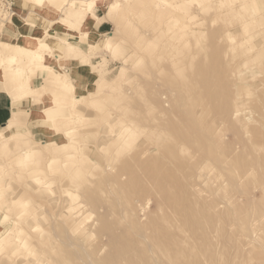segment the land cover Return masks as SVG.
I'll return each mask as SVG.
<instances>
[{
    "label": "rangeland",
    "instance_id": "374dc122",
    "mask_svg": "<svg viewBox=\"0 0 264 264\" xmlns=\"http://www.w3.org/2000/svg\"><path fill=\"white\" fill-rule=\"evenodd\" d=\"M96 2L95 20L112 24L83 39L99 68L70 49L51 56L50 36L45 59L10 62L32 54L17 46L38 51L44 37L0 39V82L13 100H30L0 129V235L20 227L27 237L23 253L0 249V264H264V0ZM14 11L0 0L1 26L25 19ZM54 21L50 32L65 30ZM123 126L131 134L115 141ZM65 127L73 166L60 156ZM152 229L168 237L153 239Z\"/></svg>",
    "mask_w": 264,
    "mask_h": 264
},
{
    "label": "bare ground",
    "instance_id": "6f19581e",
    "mask_svg": "<svg viewBox=\"0 0 264 264\" xmlns=\"http://www.w3.org/2000/svg\"><path fill=\"white\" fill-rule=\"evenodd\" d=\"M25 1V0H24ZM29 2H31L32 4H36L37 6H39V7H44V6H47V5H51V6H53L54 8H56V11H58V12H60V10H61V8H62V6H64V5H68V6H70V7H72V8H76V9H80V10H84V11H87V12H89V16L90 17H93V14L91 13L92 12V9H93V7L94 6H96V0H29ZM20 22H21V24H27L28 26H31L29 23H28V21L26 20V19H23V18H20ZM63 23L62 25L63 26H65V29H70V31L71 32H73V33H75V34H77L78 35V37L79 38H81V40H83V38H85V37H87L88 35H89V28H88V24L90 23V21L89 22H87L85 25H84V31L82 32V33H79L78 32V30H76V29H74V27H73V23L71 22V21H69V20H67V19H63V18H55V21L53 22V24L54 23ZM47 32L45 35H43V33L44 32ZM42 34V35H41ZM40 35L42 36V37H44V38H42L40 41H39V46H37V49H38V51L37 50H29V49H26V48H23V47H21V46H17V50H18V52H20V53H23V51H25V52H27V51H32V54H30V55H28L27 57H22V56H19L18 57V55L17 54H15V53H13L12 55H10V56H8L7 57V59L10 61V62H13V61H30V60H34V59H45V52L42 50V46L45 44V42H46V40H45V38H47V37H51V38H53V46L50 48V50H51V52H49V54L51 55V56H56V57H60L59 55H57L56 53H54L55 52V48H57V46L58 45H61V46H63V47H65V46H74V45H77V46H79V47H83L84 49H85V51L88 53V48L87 47H84V45L82 44V42L80 41V40H67L66 38H64V37H58V36H56V35H54L52 32H50L49 30H48V28L47 29H45L44 31H42V33H41ZM32 35H34V34H32ZM34 36H38V35H34ZM89 39V38H88ZM92 39V38H91ZM89 41V40H88ZM103 45H102V47H105L106 49L107 48H109L110 47V42L107 40V39H105L104 40V42L102 43ZM112 46V45H111ZM24 54V53H23ZM16 74H18V72H16ZM124 67L122 66L121 68H120V70H119V72H118V74L116 75V77H115V79L114 80H120L121 78H123L124 77ZM2 82H0V90L1 89H4L5 87L1 84ZM80 98H77L76 100H79ZM14 101H16V98L14 99ZM70 102L72 103V104H74L75 103V101H72V100H70ZM164 102V101H163ZM168 102V104H169V101H167ZM166 102V103H167ZM167 105V104H166ZM14 113H15V110H13V113H12V118H10V121H12V119H13V116H14ZM132 127V126H131ZM62 131V132H61ZM60 131V133H62L64 136V138H66V141L64 142V143H61V146H60V150L62 151V153H60V156L62 155H65V157H66V159H65V162H64V164H66V165H71V166H73L72 165V163H69L68 161L70 160L69 159V157H70V153L71 152H69V151H67V152H65V149L68 147L67 145L69 144V142H72L73 140L71 139V138H74V135L72 134V131H71V128H68V127H65L63 130H61ZM130 129L128 128V127H121L119 130H117L116 132H115V134H113L112 136L116 139L115 141H119V140H121L122 142L123 141H126V139H128V137H129V135L131 134L130 133ZM264 136V135H263ZM261 137V136H260ZM67 138H70V139H67ZM24 154H25V160H27L28 159V157L30 156V151L28 152V151H25L24 152ZM52 155H55V156H57L56 155V153L54 152V151H50V155L49 156H52ZM58 158V157H57ZM57 158H51L50 160H49V162H47V165H51V164H53L54 162H57ZM195 169V168H194ZM197 169V168H196ZM202 168L200 167V170H201ZM190 171V170H189ZM198 171V170H197ZM203 171V170H202ZM202 171H199V172H202ZM217 171V170H216ZM219 171V170H218ZM198 172V173H199ZM206 174V173H205ZM199 175H201V176H203L202 175V173L201 174H199ZM200 176V177H201ZM198 180V179H197ZM35 183H33V184H35V185H37L40 181L39 180H37L36 178H35ZM89 186V185H88ZM120 186V185H119ZM35 189H37L36 187H34ZM123 188V187H122ZM113 189V188H112ZM120 189V188H119ZM114 190V189H113ZM66 191V193H67V195L69 196V197H71V198H74V196H76V194L73 192V190L72 189H70L69 187L65 190ZM114 191H116V190H114ZM121 191V189L119 190V192ZM127 191V190H126ZM40 192L41 193H51L52 191H50V189H48V188H46V187H44V188H42V189H40ZM118 192V191H117ZM109 193V192H108ZM121 194V193H120ZM119 194V195H120ZM128 193H126V195H127ZM156 194H157V192H156ZM48 195V194H47ZM110 195V194H109ZM158 195V194H157ZM116 196H118V194L116 193ZM123 196V195H122ZM125 196V195H124ZM158 196H160V195H158ZM127 197V196H126ZM76 198V197H75ZM105 198V197H104ZM112 198V197H111ZM124 198V197H123ZM118 199H119V197H118ZM118 201V200H117ZM129 201V200H128ZM51 202V201H50ZM119 202H120V200H119ZM28 203V200L26 201V204ZM106 203V202H105ZM115 203V202H114ZM126 206L128 205V204H125ZM128 208H129V205L127 206ZM72 208H74V209H77V206H75V207H72ZM170 208V207H169ZM183 208V207H182ZM181 207H180V209H182ZM192 208V207H191ZM190 208V209H191ZM130 210H131V208H129ZM168 209V208H167ZM179 209V210H180ZM188 210H190L189 209V207L187 208ZM169 210V209H168ZM183 210V209H182ZM181 210V211H182ZM193 210V209H192ZM191 210V211H192ZM132 212H133V209L131 210ZM160 212H161V210H159ZM172 211V210H171ZM200 211H201V209H200ZM169 212H170V210H169ZM180 212V211H179ZM183 212H184V210H183ZM203 212V211H202ZM171 214L170 215H172L173 213L172 212H170ZM182 213V212H181ZM185 213H187V212H185ZM189 214L188 215H190V211L188 212ZM200 213V212H199ZM205 213V212H204ZM209 213V212H208ZM162 215V214H161ZM186 215V214H185ZM193 215V214H192ZM197 215V214H196ZM18 216H21V214H19ZM168 217H169V215H168ZM172 217H174V215H172ZM181 217H183V214H181ZM202 217H203V214H202ZM192 218V217H191ZM190 218V219H191ZM194 218V217H193ZM199 218H200V215H199ZM207 218V217H206ZM211 218V217H210ZM134 219V218H133ZM162 219V218H161ZM173 219V218H172ZM185 219V218H184ZM187 219H188V217H187ZM200 219H202V218H200ZM208 219V218H207ZM212 219H215V218H212ZM212 219H211V221H212ZM169 220H170V218H169ZM186 220V219H185ZM196 220H197V217H196ZM199 220V219H198ZM175 221V220H174ZM177 222L175 223V224H177L178 223V220H176ZM203 221V220H202ZM80 222V221H79ZM147 222V221H146ZM161 222V221H160ZM164 222V220H162V223ZM206 222H207V220H206ZM18 222H14V224H15V226H16V224H17ZM161 223V224H162ZM165 223V222H164ZM179 223H181V222H179ZM178 223V224H179ZM185 223V222H184ZM195 223L196 224H200L201 226H202V224H201V222H197V221H195ZM28 224V223H27ZM32 224V223H31ZM148 224H151V222L150 223H148ZM156 224V223H155ZM167 224H168V222H167ZM174 224V223H173ZM187 224H189V226L188 227H190L191 229V231H192V226H193V223H191L192 224V226H191V224L188 222ZM196 224H194V225H196ZM210 224H211V222H210ZM152 225V224H151ZM165 225L166 224H164V227H165ZM209 225V224H208ZM14 226V227H15ZM135 226H136V224H135ZM154 226V225H153ZM156 226L157 227H161V226H158L157 224H156ZM163 226V225H162ZM167 226L168 225H166V228H167ZM170 226V225H169ZM173 226V225H172ZM177 226V225H176ZM200 226V227H201ZM33 227V230H35V229H39V227L37 226V225H34V226H32ZM139 226H138V224H137V228H138ZM140 227H142L141 225H140ZM139 227V228H140ZM144 228H145V226H143ZM164 227L162 228V229H164ZM178 227V226H177ZM199 226L197 225L196 226V233H197V231H198V233L197 234H202L201 233V230H197V228H198ZM215 227V226H214ZM213 226H212V228H214ZM152 228V227H151ZM154 229H156L155 227H153ZM165 228V229H166ZM170 228L171 229H173L171 226H170ZM170 228H167V229H169V231H171L170 230ZM185 228V227H184ZM203 228V227H202ZM141 229V228H140ZM147 228H145V230H146ZM149 229V228H148ZM162 229H160V230H162ZM175 229H180V226L178 227V228H175ZM12 230H14L13 228H10L9 229V231H5L4 233H2L0 236V249H2V248H8V246L9 247H11L10 249V251H12V253L13 254H19V252H21V253H23V250H22V248H26L25 246H26V243H27V237H26V235H23L22 233H24V230L22 229V228H20V227H18L17 228V230H16V233L13 235V236H11L12 235ZM157 230V229H156ZM182 230V229H181ZM186 230H187V228H186ZM214 230V229H213ZM135 231V230H134ZM138 232H140L139 230H137ZM137 231H135V232H137ZM149 231H151L150 229H149ZM152 231H153V229H152ZM178 231H180V230H178ZM184 231V230H183ZM195 231V230H194ZM206 231V230H205ZM161 232H164V231H161ZM181 232V231H180ZM193 232V231H192ZM200 232V233H199ZM207 232V231H206ZM214 233H215V231H213ZM217 232V231H216ZM133 233V232H132ZM154 233L155 234H157V232H155V231H153V232H151V234H150V236L152 235V236H154V237H152L153 239H157L158 237H160L161 235V237L163 238V236H164V238H165V236H167V235H163L162 233H160V232H158V233H160V236H155L154 235ZM169 233V232H168ZM182 233V232H181ZM190 233V232H189ZM188 233V234H189ZM195 233V232H194ZM209 233V232H208ZM139 234H141V233H139ZM145 234V233H144ZM147 234V233H146ZM178 234V233H177ZM204 234V233H203ZM210 234V233H209ZM212 234V233H211ZM216 234V233H215ZM218 234V233H217ZM134 235V234H133ZM170 235H171V233H169V237H170ZM182 235H183V233H182ZM185 235V234H184ZM184 235H183V237H184ZM191 235H192V233H191ZM205 235V234H204ZM135 236V235H134ZM189 236H190V234H189ZM202 236V235H201ZM209 236V235H208ZM140 237V236H139ZM156 237V238H155ZM168 237V236H167ZM175 237V235L173 236V238ZM180 237V236H179ZM194 237H195V234H194ZM193 237V238H194ZM197 237V236H196ZM200 237V236H199ZM11 238L13 239V240H11ZM131 239L133 238V237H130ZM138 238V237H137ZM141 238V237H140ZM144 238V237H143ZM152 238H150V239H152ZM162 238H161V241H162V243H163V240H162ZM172 238V237H171ZM172 238V239H173ZM182 240H183V238L182 237H180ZM191 238V237H190ZM160 239V238H159ZM177 239V238H176ZM175 239V240H176ZM202 239V238H201ZM141 240H143V239H141ZM146 240V239H145ZM179 241H181L180 239H178ZM202 240H205V241H209V240H206V239H204V237H203V239ZM201 240V241H202ZM6 242V243H4L3 244V242ZM135 241V240H134ZM133 241V242H134ZM155 240H153L152 241V246L154 247L155 246V248H159L160 249V246L162 245V243H161V245L160 246H158V245H153ZM159 241V240H158ZM172 242H173V240H171ZM192 241H193V239H192ZM200 241V240H199ZM198 241V242H199ZM201 241L199 242V243H201ZM140 242V241H139ZM156 243H157V241H155ZM160 242V241H159ZM158 242V243H159ZM175 242H177L178 243V241L176 240ZM185 242V241H184ZM183 242V243H184ZM187 242L189 243V241L187 240ZM197 242V243H198ZM204 242V241H203ZM149 243H151V242H149ZM164 243H165V241H164ZM194 243H195V239H194ZM205 243V242H204ZM203 243V244H204ZM207 244H209V242H206ZM205 243V244H206ZM210 243H211V241H210ZM3 244V245H2ZM6 244V245H5ZM134 244H135V242H134ZM142 243H140V245H141ZM181 244V243H180ZM185 244V243H184ZM192 244V243H191ZM28 245V244H27ZM137 245V244H136ZM135 245V246H136ZM186 245V244H185ZM196 245V244H195ZM194 245V246H195ZM158 246V247H157ZM169 246H170V244H169ZM169 246H167V247H169ZM175 246V245H174ZM182 246H183V244H182ZM192 246V245H191ZM202 246V245H201ZM210 246H212V245H210ZM216 246V245H215ZM128 247H129V245H128ZM147 247V246H146ZM180 247V246H179ZM184 247V246H183ZM189 247V246H188ZM162 248V247H161ZM170 248V251H172V249L171 248H173V247H169ZM169 248L167 249L166 248V252H167V255H166V253H165V259H166V257L167 256H169L168 254L169 253H171V252H169L168 253V251L167 250H169ZM181 248V247H180ZM179 248V249H180ZM199 248V247H198ZM207 247L205 246V249H206ZM209 248V247H208ZM211 248V247H210ZM140 249V248H139ZM138 249V250H139ZM141 249H143V247L141 248ZM158 249V250H159ZM176 249V248H175ZM192 249V248H191ZM204 249V248H203ZM205 249H204V251H205ZM153 249H151V251H152ZM156 250V249H155ZM174 250V249H173ZM181 250V249H180ZM187 250V249H186ZM133 251V250H132ZM159 251H161V250H159ZM177 251V250H176ZM192 251V250H191ZM196 251V250H195ZM199 251V250H198ZM138 252V251H137ZM150 252V251H149ZM180 252H182V251H180ZM186 252V251H185ZM200 252V251H199ZM207 252V251H206ZM205 252V253H206ZM126 253V252H125ZM133 253V252H132ZM131 253V254H132ZM139 253V252H138ZM154 251H153V255H154ZM157 253V252H156ZM172 253H174V252H172ZM170 254L171 256L173 255V254ZM178 253H179V251H178ZM177 253V254H178ZM201 253V252H200ZM140 254V253H139ZM179 254H181V253H179ZM184 254V253H183ZM182 254V255H183ZM186 254V253H185ZM191 254H194V253H191ZM199 254V253H198ZM208 254V253H207ZM207 254H206V256H207ZM24 255V254H23ZM109 255V254H108ZM186 255H188L189 256V254H186ZM215 255V254H214ZM12 256V255H11ZM133 256H134V254H133ZM132 256V257H133ZM136 256H138L137 254H136ZM135 256V257H136ZM155 256H156V254H155ZM154 256V257H155ZM160 256H161V253H160ZM177 256V255H176ZM185 256V255H184ZM191 256V255H190ZM189 256V257H190ZM193 256V255H192ZM105 257V256H104ZM159 257V256H158ZM157 257V258H158ZM170 257V256H169ZM169 257H167V259H170ZM187 257V256H186ZM197 257H199V256H197ZM23 259L24 260V258H25V255H24V257H22V256H20V259ZM82 258V257H81ZM110 258V257H109ZM148 258V257H147ZM151 258V257H150ZM156 258V257H155ZM157 258L155 259V260H157ZM161 258V257H160ZM178 258H180V257H178ZM196 258V257H195ZM105 259V258H104ZM103 259V260H104ZM139 259H140V257H139ZM139 259L137 260L138 261V264H139ZM152 259V258H151ZM151 259L149 260L150 261V264H151ZM164 259V262L166 261ZM183 258L181 257L180 258V260H182ZM186 259H188V258H186ZM112 260V259H111ZM121 260V259H120ZM173 263H179V262H177V260L175 259L174 260V258H172V259H170ZM190 260V259H189ZM67 261V260H66ZM105 261V260H104ZM117 261H119V260H117ZM147 261V260H146ZM169 261V260H168ZM192 261H193V259H192ZM217 261H218V259H217ZM100 262V261H99ZM98 262V263H99ZM181 263H182V261H180ZM196 264H198V260L196 259ZM12 263V262H11ZM67 263V262H66ZM141 263H142V261H141ZM145 263V262H144ZM149 263V262H148ZM153 263V262H152ZM166 264L168 263V262H165ZM169 263L171 264V262L169 261ZM191 263V262H190ZM18 264V263H17ZM20 264V263H19ZM22 264H27L26 262L24 263V262H22ZM107 264V263H106ZM143 264V263H142ZM146 264H147V262H146ZM156 264H157V262H156ZM160 264V263H159ZM163 264V263H162ZM184 264V263H183ZM187 264H189V262L187 263ZM213 264H214V262H213Z\"/></svg>",
    "mask_w": 264,
    "mask_h": 264
},
{
    "label": "crops",
    "instance_id": "0c3cea01",
    "mask_svg": "<svg viewBox=\"0 0 264 264\" xmlns=\"http://www.w3.org/2000/svg\"><path fill=\"white\" fill-rule=\"evenodd\" d=\"M3 3L6 2L9 4V8L14 11L18 12V14L25 16V19L28 21V23L31 26H28L27 24H21L20 20H15L16 18L13 16V24H10L6 21L2 26L0 25V39H3L4 36L9 37L12 41L13 40H19L22 38V36H28L31 34L34 35H40L42 31L48 28L49 22L53 20L54 18H57L59 15L63 19H67L73 23L74 29L77 30V26L83 28L84 25L90 21V23L87 25L89 28V37H85L83 39L89 40L91 42H95L97 39H99L101 36L107 34L109 30L112 28V24L109 20L104 19L101 21H96L98 17H101L102 15L98 12L97 15L94 12V8L92 9L93 17L89 16V12L76 9V8H70V7H62L60 10V14L56 11H53L50 7L44 6L39 7L35 4H32L29 2V0H1ZM105 16V15H104ZM51 32L58 36V37H64L67 40H80L81 38L78 37L77 34L70 31V29H52ZM89 38V39H88ZM92 38V39H91ZM88 42L84 41L82 44L84 46H88ZM65 49H70L78 59H82L84 62H86L89 59V56L84 48H81L79 46H61L58 45L57 48H55V51L63 52ZM105 51V50H104ZM73 61V60H72ZM80 63V60L77 61ZM101 62H98L97 64L100 65ZM88 64L92 68H99V66L96 63L90 62V59L88 60ZM103 80V79H102ZM29 104L30 100L28 98H23L21 100L14 101L9 93L2 89L0 90V129L5 127L10 120L13 110L17 111H23L27 112L29 111ZM32 120H28L26 122V125H28L30 128L36 126L35 124L31 123ZM24 126V125H23ZM20 129L23 128L22 126H19ZM17 128V127H16ZM16 130V129H15ZM22 130V129H21Z\"/></svg>",
    "mask_w": 264,
    "mask_h": 264
}]
</instances>
